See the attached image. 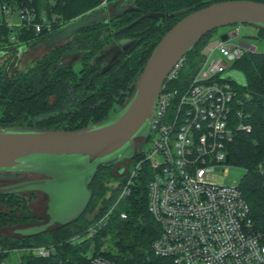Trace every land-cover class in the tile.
<instances>
[{"label": "trees", "instance_id": "trees-1", "mask_svg": "<svg viewBox=\"0 0 264 264\" xmlns=\"http://www.w3.org/2000/svg\"><path fill=\"white\" fill-rule=\"evenodd\" d=\"M218 1L224 0H136L134 5L139 10L123 12L119 0H0L4 15L3 7L12 14L20 13L24 6L30 5L36 12L34 23H45L46 18L52 25L51 29L44 26L37 32L33 24L13 27L6 18L1 19L0 51L5 55L0 58V110L3 111L0 127L76 130L105 120L123 108L133 96L137 86H132V81L142 74L162 37L186 15ZM113 4L110 15L107 9ZM104 11L108 16L101 20L106 21L93 20L49 41L72 22L98 18ZM142 11L165 15L143 17ZM259 29L264 36V29ZM218 30L205 35L185 55L174 86L185 88L196 75L207 57L205 48L214 40ZM204 40L207 44L200 49ZM110 45H116V53L120 50L121 55L114 56L107 66L102 67L98 62L104 53H110L106 50ZM21 46H27L28 51L46 46V51L23 69L20 66L22 57L16 55ZM77 62L81 63L78 71L75 69ZM234 67L245 78V83L238 89L250 93L244 110L250 114L252 130L239 131L235 135L228 147L231 155L228 164L245 170L239 187L250 204L256 228L264 231V172L258 167L264 160V52H248L234 62ZM115 103L121 107L109 114ZM110 168L98 169L90 184L93 198L78 219L36 235L0 238V246L55 245L56 253L51 257L37 258L25 252L21 264H92L88 259L92 243H96L97 248L106 245V254L119 264L157 261L151 244L162 229L148 210L147 182L143 178L133 194L115 210L99 235L73 242L72 238L85 233L94 220L88 218L87 213L96 194L105 197L108 188L101 174ZM17 194L0 195V199H9L11 206L19 205L22 202L17 199ZM110 199L105 198L106 206L103 205L96 216L107 210ZM121 210L128 212L126 219L120 218ZM17 220L15 214L0 210V226L14 224ZM9 254L0 253V264H5L4 258Z\"/></svg>", "mask_w": 264, "mask_h": 264}, {"label": "built area", "instance_id": "built-area-1", "mask_svg": "<svg viewBox=\"0 0 264 264\" xmlns=\"http://www.w3.org/2000/svg\"><path fill=\"white\" fill-rule=\"evenodd\" d=\"M20 14L21 24H33L37 32L44 26L51 29L46 18L45 23H34L36 12L30 5L24 6ZM240 27L236 25L226 32L238 36ZM237 36L227 41L217 37L218 42L205 49V61L185 88L173 84L184 58L178 62L154 106L145 141L151 139L152 145L137 151L116 202L85 233L74 236V243L99 235L143 178L147 182L148 210L162 229L151 244L157 261L147 264H264V231L256 228L239 184L221 182L217 172V167L227 164L228 147L235 135L252 130L250 114L244 110L250 93L238 89L241 83L236 75L241 72L234 62L248 52H257V47L235 40ZM215 51L221 55L210 59ZM119 216L126 219L128 212L121 210ZM106 251V245L97 248L92 243L88 259L92 264H119ZM1 252H19L21 258L22 252L49 258L56 247L0 246Z\"/></svg>", "mask_w": 264, "mask_h": 264}, {"label": "water", "instance_id": "water-1", "mask_svg": "<svg viewBox=\"0 0 264 264\" xmlns=\"http://www.w3.org/2000/svg\"><path fill=\"white\" fill-rule=\"evenodd\" d=\"M131 10L139 9L133 6L126 11ZM142 12L143 17L165 15L164 13ZM106 14L107 11H104L98 18L89 17L86 24L96 19L106 21L101 20ZM167 15L171 16V14ZM77 21L79 20L72 24ZM241 24L264 29V2L257 0L218 1L183 17L154 48L130 100L123 108L99 123L76 130L0 127V173L35 176L32 179L1 185L0 195L40 191L48 196L46 213L48 220L42 224L17 229L15 232L22 236L36 235L78 219L93 198L94 191L90 184L98 169L100 167L110 168L124 160L133 159L136 154L137 140L148 138L158 94L178 62L208 33L222 27ZM236 36V33L224 32L220 35V40L227 41ZM218 40L211 43H217ZM28 49L27 46H21L17 49L16 55L21 58ZM4 55L5 52L0 51V58ZM71 156L87 161V165L77 176L85 187L83 200L72 210L69 208L59 216H54L51 195L43 188L44 184L52 181V176L44 169V166L48 160L53 158ZM230 158L231 155L227 154V163ZM78 206H80L79 209H77ZM76 209L79 212L73 211Z\"/></svg>", "mask_w": 264, "mask_h": 264}, {"label": "rangeland", "instance_id": "rangeland-1", "mask_svg": "<svg viewBox=\"0 0 264 264\" xmlns=\"http://www.w3.org/2000/svg\"><path fill=\"white\" fill-rule=\"evenodd\" d=\"M113 7V6H112ZM111 7V8H112ZM0 16L1 18H6L9 24L13 27H16L22 23V18L19 12H14L12 14L5 15L2 12L0 5ZM88 19H81L76 23L71 25H67L63 27L58 34L56 33L52 36L49 41H53L55 39H59L62 35L67 34L78 28L79 26L86 24ZM236 25H231L227 27H222L218 30L217 34L213 37L216 39L220 36L222 32L231 31L235 28ZM240 33L235 38V40H244L245 42L251 43L257 47V51L264 52V36L260 34V29L253 25L241 24L240 25ZM207 44V41L204 40L201 47H204ZM211 44V42L207 45V47ZM206 47V48H207ZM46 46H42L40 48H36L35 50L27 51L22 55V61L20 63L21 68H25L29 63H31L34 59L41 57L45 53ZM117 46L110 45L106 48L110 53H104L102 55L103 58H100L101 61L98 62L100 65L107 66L111 58L117 57L121 55V52L116 53ZM205 48V49H206ZM106 54H109L108 57ZM221 54L218 51L213 52L210 55V59L218 58ZM81 68V63L77 62L75 64V69L78 71ZM141 75H138L133 81L132 86H137L138 80ZM237 80L241 83H245V78L241 73H238ZM121 106L115 103L111 108L109 114H112L120 108ZM3 111L0 110V115H2ZM152 145L151 139H149L146 143L142 145V147L147 150ZM135 159L133 160H124L120 162L115 167L110 168L108 171H103L101 177L104 176L103 181H105V186L108 188L106 191L105 197H101L96 194L94 201L90 207V212L87 213L88 218L96 220L99 216H96L104 203L105 198L110 199V204L108 203L107 209L113 206L116 202V199L120 192V187L124 182V177L126 171L129 170L135 163ZM87 161L81 159L77 156L71 157H59L53 158L47 161V164L44 166V169L48 171V173L52 176V181L43 185L45 191H47L52 198V214L54 216H59L64 210L73 209L81 200H83V192L85 187L78 179V174L84 169L87 165ZM261 172H264V160L261 161L258 165ZM217 172L219 174L218 180L223 183L236 185L239 184L245 170L242 167H238L231 164H226L223 167H217ZM35 176L30 174H16V173H0V185L11 184L23 179H32ZM17 199H20L22 203L19 205L11 206L9 199L1 198L0 199V210L5 212L6 214H15L17 217V222L14 224H9L6 226H0V238H15L21 236L15 231L18 228H24L27 226L42 224L48 220L47 216V203L48 196L40 191H26L17 194ZM81 206V205H80ZM77 209H79V207ZM73 210L74 212H79ZM102 215V214H101ZM93 220V221H94ZM92 221V222H93ZM54 228V227H52ZM52 246V245H50ZM5 248H10L5 247ZM90 250V248H89ZM25 253L22 252V255ZM21 255L19 252L10 253L8 256L4 258L5 264H21Z\"/></svg>", "mask_w": 264, "mask_h": 264}, {"label": "flooded vegetation", "instance_id": "flooded-vegetation-1", "mask_svg": "<svg viewBox=\"0 0 264 264\" xmlns=\"http://www.w3.org/2000/svg\"><path fill=\"white\" fill-rule=\"evenodd\" d=\"M135 1L136 0H119V5L121 6V8H122V11L124 12V11H126V10H128V9H130L131 7H135ZM112 6H114V4L113 5H110V6H108V13L111 15V13H112V11H111V7ZM108 16V14H106V17ZM125 49H126V46H125ZM119 52H121L120 50L118 51V53ZM145 141H146V138H139L138 140H137V145H136V152L142 147V145L145 143ZM127 160H131V159H127ZM119 164V163H118ZM118 164H116V165H118ZM115 165V166H116ZM115 166H113V167H115ZM112 168V167H111ZM24 180H28V179H23V180H21V181H24ZM18 182H20V181H18ZM6 185V184H5ZM1 186V185H0ZM25 193V192H24ZM38 225V224H37ZM28 227V226H27ZM25 228V227H24ZM18 229H20V228H18Z\"/></svg>", "mask_w": 264, "mask_h": 264}]
</instances>
